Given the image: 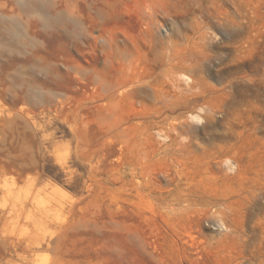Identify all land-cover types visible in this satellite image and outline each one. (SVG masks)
Listing matches in <instances>:
<instances>
[{"label":"rangeland","instance_id":"obj_1","mask_svg":"<svg viewBox=\"0 0 264 264\" xmlns=\"http://www.w3.org/2000/svg\"><path fill=\"white\" fill-rule=\"evenodd\" d=\"M0 264H264V0H0Z\"/></svg>","mask_w":264,"mask_h":264}]
</instances>
